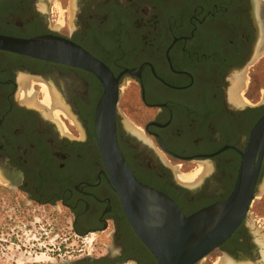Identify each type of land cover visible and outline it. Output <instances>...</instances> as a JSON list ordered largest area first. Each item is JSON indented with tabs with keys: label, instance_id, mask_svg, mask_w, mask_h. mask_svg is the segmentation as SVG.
<instances>
[{
	"label": "flooded vegetation",
	"instance_id": "af4514ba",
	"mask_svg": "<svg viewBox=\"0 0 264 264\" xmlns=\"http://www.w3.org/2000/svg\"><path fill=\"white\" fill-rule=\"evenodd\" d=\"M59 1L61 20L52 0H0V35L65 38L102 64L108 92L116 88L115 134L124 159L185 216L227 199L241 166H250V133L264 114V102H245L228 88L235 77L241 84L246 65L264 49V0ZM104 90L90 70L0 48V183L29 204L67 208L80 235L107 232L113 250L93 262L157 264L103 164L96 122L108 106ZM43 91L57 99L52 108ZM251 164L248 208L209 259L264 264V227L248 220L264 178V147ZM175 167L198 173L181 181Z\"/></svg>",
	"mask_w": 264,
	"mask_h": 264
},
{
	"label": "water",
	"instance_id": "95a60500",
	"mask_svg": "<svg viewBox=\"0 0 264 264\" xmlns=\"http://www.w3.org/2000/svg\"><path fill=\"white\" fill-rule=\"evenodd\" d=\"M0 48L31 57L67 63L95 73L104 83L102 105L96 122L98 146L109 183L117 193L125 217L139 240L157 264H193L217 247L232 232L245 214L252 197L256 168L264 147V114L251 130L247 147L250 166L242 165L230 196L185 216L165 193L140 182L124 159L115 134L116 88L108 92L110 74L83 48L68 39L53 36L15 38L0 35ZM110 99V104L106 103ZM264 102V97L258 104ZM249 183V184H248ZM263 181L260 184L262 187ZM113 257L115 253L107 254ZM133 264H137L131 259ZM52 264V263H49ZM56 264H101L93 256L61 260ZM119 264V263H117Z\"/></svg>",
	"mask_w": 264,
	"mask_h": 264
},
{
	"label": "rangeland",
	"instance_id": "374dc122",
	"mask_svg": "<svg viewBox=\"0 0 264 264\" xmlns=\"http://www.w3.org/2000/svg\"><path fill=\"white\" fill-rule=\"evenodd\" d=\"M52 2L54 12L61 20L64 6H60L59 0ZM241 83L237 90L240 99L253 104L260 101L264 95V49L256 61L246 65ZM230 86L231 82L228 88ZM126 118L135 122L132 115L126 113ZM197 171L189 173L174 168L177 179L181 181H189L188 177H195L192 175ZM254 218L255 225L264 227V183L250 208L248 220L252 222ZM108 247L112 249L113 246L107 232L77 233L67 208L56 203L29 204L22 192L0 183V264H56L88 255L100 257L108 252ZM219 259L205 256L198 263L209 264L212 261L218 264Z\"/></svg>",
	"mask_w": 264,
	"mask_h": 264
},
{
	"label": "bare ground",
	"instance_id": "6f19581e",
	"mask_svg": "<svg viewBox=\"0 0 264 264\" xmlns=\"http://www.w3.org/2000/svg\"><path fill=\"white\" fill-rule=\"evenodd\" d=\"M239 85H240V78L239 77L233 78L231 81L230 91H234V93H236V90L239 89ZM239 91H241V90H239ZM25 93L28 95L27 92H24V94ZM43 93H44V91H43ZM43 103L46 104V106H48L49 108H52L55 104H57V99L51 93H49L48 91H45ZM192 176H196V175H192ZM193 179H194V177H191V179H190V177H188V180H193ZM184 181L186 182L187 180H184ZM219 262H220V264H235L233 261L229 260L228 258H222V259H220Z\"/></svg>",
	"mask_w": 264,
	"mask_h": 264
},
{
	"label": "built area",
	"instance_id": "2783aa9c",
	"mask_svg": "<svg viewBox=\"0 0 264 264\" xmlns=\"http://www.w3.org/2000/svg\"><path fill=\"white\" fill-rule=\"evenodd\" d=\"M119 264H133V262L131 260H125Z\"/></svg>",
	"mask_w": 264,
	"mask_h": 264
}]
</instances>
